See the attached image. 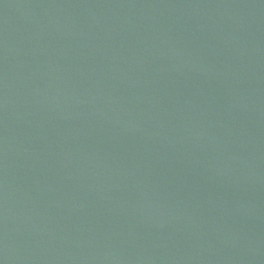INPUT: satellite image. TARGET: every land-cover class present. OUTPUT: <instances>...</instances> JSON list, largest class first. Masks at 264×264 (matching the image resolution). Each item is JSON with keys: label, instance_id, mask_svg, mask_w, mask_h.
I'll return each instance as SVG.
<instances>
[{"label": "water", "instance_id": "1", "mask_svg": "<svg viewBox=\"0 0 264 264\" xmlns=\"http://www.w3.org/2000/svg\"><path fill=\"white\" fill-rule=\"evenodd\" d=\"M0 264H264V0H0Z\"/></svg>", "mask_w": 264, "mask_h": 264}]
</instances>
